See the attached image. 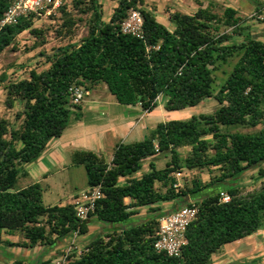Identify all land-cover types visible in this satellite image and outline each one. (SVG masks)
Listing matches in <instances>:
<instances>
[{
	"label": "trees",
	"instance_id": "trees-1",
	"mask_svg": "<svg viewBox=\"0 0 264 264\" xmlns=\"http://www.w3.org/2000/svg\"><path fill=\"white\" fill-rule=\"evenodd\" d=\"M106 1L116 2L106 21L100 0H70L68 9L58 8L55 27H33L34 15L0 26V55L13 48L24 31L42 46L51 30L67 39L74 37L79 23L85 29L77 41L52 49L45 56L46 67L30 69L27 77L3 85L5 108L11 109L16 101L22 108L14 115L15 127L0 117V247L54 246L74 232L87 234L91 220L122 223L147 207L144 222L106 231L85 243L79 255L75 250L68 253L64 264H211L212 256L225 245L264 225V42L234 8L218 7L212 0L198 3L192 14L167 10L172 29L157 21L145 0ZM9 2L0 0V20ZM257 4L259 22L264 23V5ZM130 10L142 18L141 37L121 30ZM233 58L229 74L216 85L215 71ZM4 79L0 75V81ZM101 84L118 104L138 105L147 113L157 107L159 98L166 111L193 107L207 98L218 107L188 119L157 123L142 140L117 144L109 163L91 151H72L70 162L83 166L87 187L99 185L103 194L88 218L79 220L72 203L43 204L39 183L23 188L16 183L27 176L23 165L36 161L48 142L62 134L71 116L78 117L74 112L80 104L70 105L69 87L88 92ZM238 127L252 131L241 132ZM182 148H187L184 156ZM158 154L169 157L161 169L153 160ZM146 159H151L148 171L130 178ZM183 169L208 170L210 176L202 182L197 175L174 188L173 174ZM250 170L260 179L256 187L247 190L234 184L200 195ZM220 193L229 200L221 202ZM177 200L196 207L197 213L186 227V244L173 257L155 251L153 242L159 218L169 213L161 212L157 204ZM5 235L19 239L9 241ZM9 264L55 263L16 259Z\"/></svg>",
	"mask_w": 264,
	"mask_h": 264
},
{
	"label": "rangeland",
	"instance_id": "rangeland-1",
	"mask_svg": "<svg viewBox=\"0 0 264 264\" xmlns=\"http://www.w3.org/2000/svg\"><path fill=\"white\" fill-rule=\"evenodd\" d=\"M70 0H59L58 6L50 11L49 14H41L40 16H35L33 18V27H42L49 28L55 27L59 22L58 8L60 6H66L68 9ZM209 0H145L146 6L148 8L154 9L156 19L160 23L168 26L172 29L173 25L167 21V10L176 9L186 14H192L198 3L206 5ZM102 4L103 20L106 21L113 7L116 5L115 1H106L100 0ZM261 2L264 5V0H226L222 3H218V7L226 6L234 8L238 14L243 17L248 23L252 25V33H254L261 41L264 42V23H260L262 15L256 13L257 3ZM220 11V8H218ZM52 16V18L49 17ZM229 32V29H227ZM75 35L72 38L61 39L55 36V33L51 30L46 34V43L42 46H37V40L29 35L26 31L19 34L14 42V47H8L0 55V75L4 74L5 79L0 81V117L7 119L11 127L17 126L18 122L14 120V115L17 112H20L22 108V103L16 101L11 109H7L4 106L5 91L3 85L8 81L19 80L24 77H27V72L30 69L41 70L46 67L45 56L50 54L52 49L62 46L69 42L77 41L85 32L84 26L82 23H79L75 27ZM236 58L231 59L227 64L220 66L217 71H215L216 85L222 84L226 76L229 74ZM93 93L99 94L102 96V102L106 103L105 109L113 110L124 109V106L118 104L114 97L108 92L106 87L101 84L98 89L95 91L90 90L85 92V97L92 95ZM85 99V98H84ZM111 101V102H110ZM110 103L116 105L113 107ZM157 107L148 115H142L138 121L139 134H134L128 137L125 140V143H131L140 141L148 134V131L156 126L159 122H164L168 120H184L188 119L191 116H197L199 114L210 113L218 107L217 102L212 98H207L202 100L196 106L186 107L180 110L175 111H166L163 108V99L159 98L157 100ZM139 117V115H137ZM138 130V129H137ZM236 130L241 132H250L252 129L238 127ZM68 131L63 133V137H66ZM64 139V138H63ZM187 148L180 149L182 156L186 154ZM168 154H158L153 160L155 162V167L161 169L164 167L165 163L168 161ZM28 164L23 165L25 170ZM148 160H144L141 163V169L131 175L132 178H139L143 173L148 171ZM264 166V162L261 164ZM179 180V187H181L184 181H189L191 177L199 176L202 182H207L210 176L208 170H192L190 173L187 170L183 169ZM188 173V174H187ZM28 175V174H27ZM34 181L30 175L25 178H19L16 183V187H25V184L29 185ZM260 182V179L255 176L254 170L246 171L240 179H232L226 183H219L213 186H210L207 189H204L200 192V195H207L214 193L218 190L224 189L230 185L240 184L245 189L249 190L256 187ZM40 186L42 189V201L45 205H58L57 200L62 198V202H69V199L64 197L68 192H82L87 187L86 176L83 166L81 165H71L67 162V165L64 168L59 170L53 169L52 172L47 177L46 181H41ZM77 194L74 196L76 197ZM49 199L51 201H49ZM74 199V198H73ZM72 199V201H73ZM53 200V201H52ZM71 201V203H72ZM147 216L131 217L122 223H107L102 222V226H97L94 223V220H91L88 223V233L83 235L81 240L84 243H88L96 237L103 234L106 231H112L119 227H125L134 224H140L146 220ZM264 226V225H263ZM263 228V227H262ZM78 236V235H77ZM258 237V238H257ZM255 240L259 239L260 236H257ZM16 239L19 238L16 236ZM76 239V237H75ZM82 241V242H83ZM264 244V243H263ZM67 249V248H66ZM75 251H81V247L74 248ZM222 250H225L223 247ZM260 250V252H259ZM257 252H254V255H257L251 260H247L248 256H239L233 258L227 254L217 255L216 258L212 260V263L216 262L218 264H264V247L260 248ZM65 250L58 253V258L56 261L62 258ZM234 253L237 254V249L234 250ZM252 255V254H251ZM44 256V252L37 255V248L34 249H20V248H7L0 247V262L2 264H9L13 260L20 259L26 262H35L41 261ZM251 257V256H250ZM55 261V262H56Z\"/></svg>",
	"mask_w": 264,
	"mask_h": 264
},
{
	"label": "crops",
	"instance_id": "crops-1",
	"mask_svg": "<svg viewBox=\"0 0 264 264\" xmlns=\"http://www.w3.org/2000/svg\"><path fill=\"white\" fill-rule=\"evenodd\" d=\"M212 1L222 3L226 0ZM226 6H228V4H226ZM95 90L96 89H93V91ZM84 98L79 105V110L74 112L78 113V117L71 116L68 126L64 129L62 134L58 138L51 139L37 160L27 165L29 167H26L25 171L28 175H30L34 181L33 183L40 184L41 181H46L53 169L59 170L60 167L64 168L67 165V162L71 164L69 155L75 150L91 151L96 155L101 156L106 163H109L116 145L119 143H125V140L128 137L134 135L136 132V134H139V128H137L139 125V119L142 115L145 116L151 113L141 111L138 105H122L124 106V109H116L117 107H115L113 110H107L104 108L106 103L102 102V96H99V94L95 93L88 97H85L84 95ZM110 104L113 105L114 103ZM114 106L116 105H113V107ZM137 115H139V117ZM65 131H68V133L66 134V137H63V133ZM146 160L149 162L151 159ZM191 171L192 170H187L188 173ZM130 178L132 177L130 176ZM124 182V179H121L120 184H123ZM27 185L25 184V186ZM87 188L88 187H86L84 190ZM78 193L79 192L77 191L72 193L68 192L64 197L68 198L69 202L64 203L62 202V198H59L57 200L58 205L71 203L74 196ZM49 201L51 200L49 199ZM125 201L129 202L128 199H125ZM184 203L185 201L177 200L162 202L157 205L160 207L161 212L170 213L171 211H175L182 207ZM147 215H149L147 207H141L138 209V213L132 217ZM94 223L97 226H102L103 224L102 222L96 220H94ZM257 236L260 237L259 239L255 240ZM4 238L13 242L17 240L16 236L5 235ZM81 238L82 236H76L75 239L73 235H70L67 236V238H65L61 243L54 246L37 247V255L44 252L42 260L52 259L53 262H55L58 259L55 256H58V253L66 250V248L72 242L74 248H82L85 243L83 240H81ZM263 243L264 226L256 233L240 241L225 245V250H221L219 255L227 254L233 258H237L239 256H248L247 260H251V258H255L257 256L254 255V252H257L260 248L262 249V247H264ZM235 249L238 251L237 254L234 253ZM217 255L212 256V260L216 258ZM211 264L218 263L214 262Z\"/></svg>",
	"mask_w": 264,
	"mask_h": 264
},
{
	"label": "built area",
	"instance_id": "built-area-1",
	"mask_svg": "<svg viewBox=\"0 0 264 264\" xmlns=\"http://www.w3.org/2000/svg\"><path fill=\"white\" fill-rule=\"evenodd\" d=\"M59 0H10L9 5L2 15L0 26L15 24L19 18H27L30 15L40 16L49 14L50 11L58 6ZM142 18L135 10H130L127 17L121 23V30L124 33H130L137 37H141ZM85 92L82 87L72 85L68 89V100L70 105H79ZM180 172H175L173 177L176 182L174 188L179 186L177 180L181 177ZM103 197L100 186L88 187L86 190L77 194L74 197L72 204L74 206L75 216L79 220L88 218V214L93 212L94 203L96 200ZM228 195L220 193V201L227 202ZM197 213V208L194 206H183L179 209L161 216L158 220V230L156 238L153 242V248L157 252H164L168 256L178 257L181 253V248L186 244L185 230L188 224L194 220ZM73 237L77 236L74 232ZM73 242L67 247L61 259L54 262L55 264H64L68 253L74 251ZM81 251H76L79 255Z\"/></svg>",
	"mask_w": 264,
	"mask_h": 264
}]
</instances>
